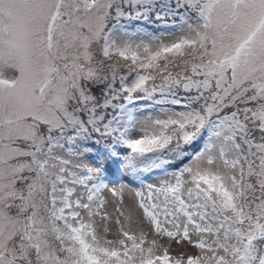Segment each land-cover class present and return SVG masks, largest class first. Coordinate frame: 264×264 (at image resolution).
<instances>
[{
  "label": "snow or ice",
  "instance_id": "snow-or-ice-1",
  "mask_svg": "<svg viewBox=\"0 0 264 264\" xmlns=\"http://www.w3.org/2000/svg\"><path fill=\"white\" fill-rule=\"evenodd\" d=\"M0 264H264V0H0Z\"/></svg>",
  "mask_w": 264,
  "mask_h": 264
},
{
  "label": "rangeland",
  "instance_id": "rangeland-1",
  "mask_svg": "<svg viewBox=\"0 0 264 264\" xmlns=\"http://www.w3.org/2000/svg\"><path fill=\"white\" fill-rule=\"evenodd\" d=\"M126 197H127V193H126ZM173 247H174V254H175V251H180L181 250V249H176L175 246H173Z\"/></svg>",
  "mask_w": 264,
  "mask_h": 264
}]
</instances>
